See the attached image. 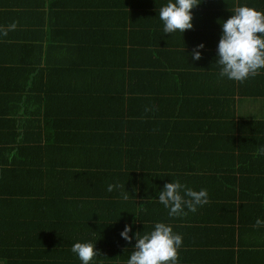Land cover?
<instances>
[{
  "label": "trees",
  "instance_id": "obj_1",
  "mask_svg": "<svg viewBox=\"0 0 264 264\" xmlns=\"http://www.w3.org/2000/svg\"><path fill=\"white\" fill-rule=\"evenodd\" d=\"M136 1L55 0L48 4L0 0V13L10 7L14 22L29 33L36 28L34 32L42 34L29 35L34 40L48 37L50 42L62 44L59 49L56 44V54H48V60L43 61L49 66L37 71L35 64L26 65L35 79L25 89L29 90V97L41 103L35 108L30 106L27 113L33 111L37 122L42 115L47 124L48 131L41 138L45 146L37 147L39 155L47 151L46 147L56 150L51 160L67 169L57 175L62 192L46 188L42 191L38 188L40 181L32 177L43 168L48 171L50 163L34 164L24 146H11L22 137L18 129L24 126L20 124L18 131L9 133L11 143L0 144V264H80L71 252L76 241L95 245L99 250L95 264H125L135 237L126 241L120 232L130 224L128 218L134 211L136 214L139 206L141 210L148 204L164 207L158 202L157 193L166 182L179 180L189 187L201 184L200 188L207 189L208 203L199 207L207 212L215 203L229 201L228 196L215 200V193H209L217 186L213 179L198 172L206 168L196 166L197 159L216 158L222 163L226 170L223 176L228 172L224 179H229L233 188L242 189L230 198L234 205L264 201V165L260 164L264 158L258 161L264 154L258 153L255 143L251 147L246 144L259 132L264 138V120L236 118L235 100L228 95L222 98L226 90H234V84L225 77L222 80H229L226 85L203 77L200 87H187L179 75L186 72H176L162 57V21L154 24L145 18L139 9L144 1ZM240 4L264 11V0H210L204 4L207 11L199 19L193 17V28L184 33L173 32L176 44L190 53L203 42L201 59L207 57L210 52L205 48L216 49L219 40L221 26L217 19H227L232 15L230 9ZM48 6L52 7V14ZM42 9L43 22L49 18L53 23H34L37 10ZM196 26L206 30L199 32ZM175 54L164 55L171 58ZM193 74L207 75L196 71L189 75ZM214 75H219V71ZM43 82L47 85L44 95L40 92ZM209 85L215 90H209ZM246 90L251 93L252 87L247 85ZM4 101L10 100L0 94V104H7ZM68 118H72V125ZM3 122L4 127L11 126V120ZM30 143L37 146L35 139ZM15 150L18 154L11 155ZM230 155L246 156L247 163L259 170L253 173L234 167L226 159ZM76 174L83 177L84 184L89 180L100 190L74 201L75 196H69L72 192L65 189V183L74 180ZM46 175L39 179L53 181L49 171ZM109 183H118L120 188L108 192ZM125 191L126 200L121 195ZM48 205L53 207L52 212L44 210ZM90 206L103 210L85 208ZM70 207L74 211L66 209ZM99 213L104 214L101 220ZM86 220L94 222L81 227ZM142 220L148 223L147 230L157 221L169 223L175 232L179 229L177 233L182 238L190 227V221L185 223L189 227L183 228L173 217L147 215ZM142 225H132V232L143 233Z\"/></svg>",
  "mask_w": 264,
  "mask_h": 264
},
{
  "label": "crops",
  "instance_id": "obj_2",
  "mask_svg": "<svg viewBox=\"0 0 264 264\" xmlns=\"http://www.w3.org/2000/svg\"><path fill=\"white\" fill-rule=\"evenodd\" d=\"M8 3L21 1V0H5ZM38 3H48L55 2V0H36ZM106 2H118V0H104ZM126 1V0H123ZM141 1V0H137ZM136 1V2H137ZM144 5L140 6L139 9L143 13L144 17L150 19L154 24L161 22L158 17V9L159 7L166 3L167 0H143ZM216 1V0H215ZM210 0H200V3L192 9L193 17L199 19V15H203L204 11H207L208 7L204 4H209ZM52 7L47 8L49 14H52ZM127 10H129L126 7ZM211 7L209 8V10ZM2 10V8H1ZM6 11L4 13L3 11ZM0 13V29L7 28L8 25L15 23V28L8 30L6 34H0V94L6 95L10 101H4L7 104H0V144H9L12 141L9 139L10 132L13 130L22 131V137L18 139L17 143H13L11 146L15 144V147L21 144L24 146V152L28 154L29 157H33L32 161L35 162H43L47 161L50 163L48 171L53 176V181L50 179L46 181H41L39 178L47 176L48 171L44 168L36 173L32 178L40 181L38 183V188L44 190V188L53 190L56 192H62L63 186L60 185L59 179L57 177L58 173L62 170H67L61 168L60 165L53 163L52 154H55V151L47 148V151L39 155L40 150L37 149L38 146H45L43 140L41 138H45V135L48 131L47 124L44 120V117L40 115L41 120L39 122L37 117H32L33 111L27 113V110L31 107L35 108L37 105H41L39 99H34L29 97V90H26V86L32 81H34V75L27 68V64H35L34 66L37 68L42 66H49V63H45L43 61H47V55L50 53H54L57 49H59L62 44L55 40L49 41L48 37L41 40H34L30 36L40 37L42 34L40 32L29 33L26 31L20 24L14 22L16 18L11 13L10 7H5ZM42 10H37V17L35 20V24L46 25L51 24L53 21H50L49 18L47 21L43 22L44 13ZM199 16V17H198ZM21 17V16H20ZM140 17H136L138 19ZM21 21L22 17H21ZM206 26V25H204ZM197 30L204 31L205 27L196 26ZM135 28H140L138 25H135ZM157 29L153 28L155 31ZM30 35V36H29ZM164 45L162 46V50L171 54L175 52V56L171 58H167L161 51L163 59L167 62L170 67L174 68L176 72H186V74H179L182 78V81L185 82L187 87H195L197 88L203 85V77L209 79L213 83L222 82V84L226 85L229 83V80L223 79L219 75H214L219 71L216 66H219L215 63L216 49L212 47L205 48L210 54L207 57H204L198 61H193L189 52L185 48L176 44V39L174 33H164L163 34ZM214 43V42H212ZM57 44V49H56ZM59 52V51H58ZM56 54V53H54ZM28 63H23V62ZM199 69L200 71H197ZM218 70V71H217ZM201 72L207 75H189L191 72ZM234 84V90L228 91L226 90L225 94L222 98L229 97L235 100L234 104V113L237 119H248V120H264V69H261L257 76L251 78L250 80L247 78L243 82L231 80ZM27 83V84H26ZM247 85L252 87V92L248 93ZM46 84L43 82L41 84V94L44 95L46 90ZM209 90L214 88L213 85L207 86ZM247 91V92H246ZM254 93H258L259 95H254ZM10 103V104H9ZM36 111V109H34ZM25 115H27L25 117ZM3 116V117H2ZM23 118H28L26 121L22 120ZM7 119V122L11 120V126L4 127L3 120ZM22 120V121H21ZM68 122L72 125V118H68ZM22 124L24 127L19 125ZM17 128H19L17 130ZM73 134H77L73 132ZM9 135V136H8ZM258 136V137H257ZM257 138H252L250 141H247L249 147L255 143L258 147L260 145H264V138L261 132L257 135ZM23 139V143L21 142ZM37 142V146L35 143H30L31 141ZM36 139L41 140L39 143ZM256 139V140H255ZM29 141V142H28ZM19 152V151H18ZM17 150L11 151L12 154H18ZM37 155L39 157H37ZM51 155V156H49ZM264 157H260L258 159L261 160ZM230 164H232L236 168H241L247 171H254L256 173L259 170V167L253 169V163L248 164L246 156L243 155H230L226 158ZM257 162V160H256ZM196 166H202L206 169L200 172L201 175L207 176L208 178L213 179V183L217 186L214 192L216 196L215 200H221L222 196H228L229 201L230 198L235 195V193L240 192L242 189L240 187L233 188V185L230 183L228 178V172L226 176H223V172L226 170L222 167V163L218 161L216 158H202L194 160ZM226 164V163H225ZM264 165V160L260 163ZM227 168L228 165L226 164ZM220 167V168H219ZM40 170V169H39ZM41 172H45V175ZM198 174V173H197ZM210 174V175H208ZM220 177V178H218ZM71 178H73L71 176ZM83 177L80 174H76L74 176V180L65 183V189L69 192V196L74 195V201L80 200L85 194L88 192H93L95 190H100L99 186L94 187L92 182L90 184L89 180L87 184L85 180H82ZM225 182L227 187H222L221 182ZM200 185L198 187H192L193 189H201ZM262 186L260 185H253ZM249 188V189H250ZM256 188V187H255ZM261 190V189H260ZM262 191V190H261ZM66 199H63L62 202H65ZM224 201L215 203L213 209L209 210V212L198 206L195 212L187 211L186 215L175 216L173 219L183 228L189 227L186 234L183 236L182 247L178 250V264H264V227H254V223L257 217L264 219V201L261 199L254 200L255 203H250L246 205L244 202L237 203L234 205L231 201ZM231 204V206H230ZM156 204H148L144 209H139L136 212L137 218L134 220V212L129 216L128 223L131 225H141L144 226V231H148L145 227L148 223H145V220H142L143 217L150 215L155 217H170L168 215V210L164 207L155 206ZM64 208V207H63ZM86 209H100L103 210L102 207H85ZM53 207L48 205L44 210L48 212H52ZM67 210L74 211V207L66 208ZM137 209V208H136ZM108 213V211L106 212ZM113 213V212H112ZM99 220L102 219L104 214L99 213ZM141 219H140V218ZM89 218V217H87ZM190 221L189 226L185 223ZM94 221L86 220L81 227L87 226L89 223H93ZM144 222V223H143ZM98 224H101L98 223ZM100 233L103 232L102 226L99 225ZM183 228L181 232L183 231ZM136 229H140V227H136ZM179 229L176 230V232ZM143 231V232H144ZM193 240L192 244H187V241Z\"/></svg>",
  "mask_w": 264,
  "mask_h": 264
},
{
  "label": "clouds",
  "instance_id": "obj_3",
  "mask_svg": "<svg viewBox=\"0 0 264 264\" xmlns=\"http://www.w3.org/2000/svg\"><path fill=\"white\" fill-rule=\"evenodd\" d=\"M200 0H167L158 9V17L163 23V33L181 32L193 28L192 9ZM232 15L227 19L218 18L221 26L219 40L216 45L215 63L219 65V76L229 80L243 82L264 69V11L247 4H240L230 9ZM15 23L0 29L6 34L14 29ZM203 42L191 49L189 55L193 61L202 56ZM264 154V145L258 148ZM120 185L109 183L107 191L112 192ZM128 199L127 191L121 193ZM157 200L168 210V215H186L187 211L195 212L198 206L208 203L207 189L195 190L179 180H171L163 185L157 193ZM135 214V213H134ZM136 216V214H135ZM254 227H264V219L257 217ZM132 225L126 224L120 236L135 243L125 264H178V250L182 247V235L175 232L172 225L157 221L150 230L132 232ZM80 264H95L94 258L99 250L91 242L76 241L71 246Z\"/></svg>",
  "mask_w": 264,
  "mask_h": 264
}]
</instances>
